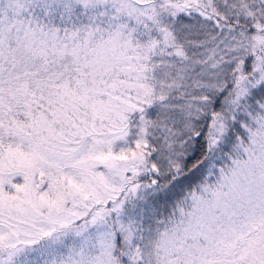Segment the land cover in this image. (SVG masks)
<instances>
[{"label": "rangeland", "instance_id": "rangeland-1", "mask_svg": "<svg viewBox=\"0 0 264 264\" xmlns=\"http://www.w3.org/2000/svg\"><path fill=\"white\" fill-rule=\"evenodd\" d=\"M187 1L210 12L227 2L181 4ZM181 6L0 0V264H264V113L244 149L234 144L236 157L223 162L214 185L194 194L160 231L136 240L131 229L171 193L143 181L151 124L145 116L130 121L162 95L152 58L164 64L180 56L169 23ZM225 42L220 55L250 54L264 47V33ZM262 53L229 102V115L215 118L210 160L227 145L226 122L233 125L236 107L264 85ZM212 67L215 79L223 75L222 66Z\"/></svg>", "mask_w": 264, "mask_h": 264}, {"label": "trees", "instance_id": "trees-1", "mask_svg": "<svg viewBox=\"0 0 264 264\" xmlns=\"http://www.w3.org/2000/svg\"><path fill=\"white\" fill-rule=\"evenodd\" d=\"M177 1L182 12L169 26L180 56L174 55L164 64L157 57L152 58L158 68L154 80L162 85V95L152 98L130 121L133 125L145 116L151 124L150 141L144 149L145 165L150 171L143 181L149 186L155 182L159 187H169L166 190L171 193L158 197L153 214L133 225L136 240L150 230L160 231L158 228L182 210L194 194L214 185L224 171L223 162L227 165L236 152L234 144H241L244 149L253 121L264 113L261 84L253 87L236 107L239 114L233 125L226 122L227 145L218 150L219 160H210L209 133L215 118L229 115L226 113L229 102L241 82L251 78L254 63L261 52L264 54V47L250 54L227 50L220 55L218 51L228 38L242 33L248 37L254 30L264 33V0H239L250 8L249 16L235 7L233 3H238L237 0L214 3L211 12L193 1L182 4V0ZM255 22L259 27L252 26ZM215 64L222 66L223 72L216 79L214 75L219 71L213 69ZM111 224L115 225L113 218Z\"/></svg>", "mask_w": 264, "mask_h": 264}]
</instances>
